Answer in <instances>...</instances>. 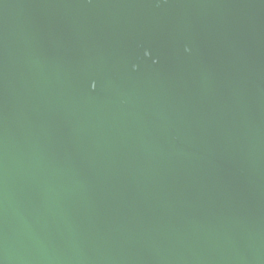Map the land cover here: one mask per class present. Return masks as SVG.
Returning <instances> with one entry per match:
<instances>
[{
	"label": "water",
	"instance_id": "1",
	"mask_svg": "<svg viewBox=\"0 0 264 264\" xmlns=\"http://www.w3.org/2000/svg\"><path fill=\"white\" fill-rule=\"evenodd\" d=\"M0 264H264V0H0Z\"/></svg>",
	"mask_w": 264,
	"mask_h": 264
},
{
	"label": "snow or ice",
	"instance_id": "2",
	"mask_svg": "<svg viewBox=\"0 0 264 264\" xmlns=\"http://www.w3.org/2000/svg\"><path fill=\"white\" fill-rule=\"evenodd\" d=\"M5 202V190L2 179H0V207L3 206Z\"/></svg>",
	"mask_w": 264,
	"mask_h": 264
}]
</instances>
